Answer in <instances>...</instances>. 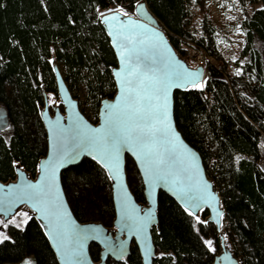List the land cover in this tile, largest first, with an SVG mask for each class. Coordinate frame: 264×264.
<instances>
[{
  "label": "trees",
  "instance_id": "trees-1",
  "mask_svg": "<svg viewBox=\"0 0 264 264\" xmlns=\"http://www.w3.org/2000/svg\"><path fill=\"white\" fill-rule=\"evenodd\" d=\"M137 1L0 0V106L9 120L0 130V179L14 177V162L33 175L38 158L46 152L38 106L41 82L47 92L56 93L49 63L52 55L64 67L62 74L70 91L85 84L95 110L102 97L114 94L110 67L116 59L97 9L122 6L132 12ZM145 1L178 52L181 43L192 44L220 62L217 68L205 61L203 89L174 92V118L183 137L198 150L207 175L218 185L227 236L237 257L242 264H264V161L260 154L264 143V0L241 20L244 45L236 63L242 72L239 76L229 74L217 49L215 28L206 16L200 36L187 28L190 3L194 1L202 10L204 0ZM248 1L255 0H240ZM126 172L135 198L144 202L141 179L129 157ZM61 182L77 219L111 225L114 208L109 180L93 159L83 158L62 170ZM206 215L204 211L201 217ZM158 221L159 231H153V239L163 254L153 264L210 263L219 243L214 224H196L162 191ZM7 232L8 239L0 241V264L16 263L30 255L36 264H58L34 218L22 227L8 225ZM207 239L213 241L215 252L208 251ZM89 252L98 259V245L91 243ZM107 264H141V258L132 245L126 260L108 259Z\"/></svg>",
  "mask_w": 264,
  "mask_h": 264
},
{
  "label": "snow or ice",
  "instance_id": "snow-or-ice-1",
  "mask_svg": "<svg viewBox=\"0 0 264 264\" xmlns=\"http://www.w3.org/2000/svg\"><path fill=\"white\" fill-rule=\"evenodd\" d=\"M138 7L143 9V5ZM97 11L108 25V33L113 38L120 59V70L114 73L119 86L116 102L106 104V111L101 114L103 123L98 128L78 120L72 128L65 129L57 118L55 126L50 129L53 133L50 137L52 155L41 166L43 174L40 180L17 191L3 210L7 211L16 202L30 203L46 220L47 234L54 241L64 264H82L85 242L90 238L99 239L98 230H94L97 235H91L81 231L68 219L56 186L57 170L79 154L68 150V144L75 143L89 154L95 152L92 158L108 172L109 179L117 182L118 193H122L118 195L122 217L135 228L138 237H144L147 262L152 254L151 246L147 243L151 212L142 217L140 210L130 203L128 192L120 183L123 179L120 151L127 146L134 152L152 191L160 182L171 185L183 201L184 211L196 224L207 225L208 221L201 220L196 212L214 201L215 197L208 191L210 186L200 175L196 154L180 140L170 118L171 89L185 86L202 89L204 84L199 82V69L189 70L174 59L163 35L146 24L131 19L127 23L121 21V16H128L123 7L108 8L109 14L99 8ZM228 18L235 19L231 16ZM235 74L239 76L241 71L237 69ZM55 103L54 99L49 100V104ZM19 215L24 217L22 223L30 219L26 212ZM217 215L222 217L223 213L218 212ZM224 238L227 239V236ZM7 239V236L0 235V241ZM204 244L209 252L216 251L211 239L204 240ZM113 251L124 259L122 244ZM25 264L31 262L25 261Z\"/></svg>",
  "mask_w": 264,
  "mask_h": 264
},
{
  "label": "water",
  "instance_id": "water-1",
  "mask_svg": "<svg viewBox=\"0 0 264 264\" xmlns=\"http://www.w3.org/2000/svg\"><path fill=\"white\" fill-rule=\"evenodd\" d=\"M138 5H143V9H140ZM128 12V11H127ZM109 14L108 12H105ZM99 22L108 36L110 45L115 55L116 64L110 67L111 75L115 84V92L111 97L104 96L100 99L98 110H97V120L95 123L90 121L85 114L81 111L79 107V100L77 97H74L71 93L66 81L64 80L63 74L60 70L59 63L55 56H51L49 63L54 75L56 93H50L45 90L44 84L41 82L42 90V103L38 106L39 118L43 124L45 134H46V152L44 155H41L37 161V167L35 173L32 175L27 171L20 163L14 162V177L7 180L0 179V221L2 224H6L11 218H13L20 210H24L30 218H34L39 226L41 227L43 233L45 234L49 246L54 252L55 258L58 264H64L61 256L58 254L55 243L50 239L47 234L49 229L47 227V222L42 216L41 213L35 211L30 203L28 202H16L8 208L7 211L3 209L7 206L8 202L15 195L17 191L24 188L27 184H36L39 180L42 173L41 166L44 162L52 155V141L50 137L53 135L50 130L56 124L57 118H59L60 125L65 129L72 128L78 120L86 122L89 126L93 128H98L103 123L102 113L106 111V104L111 105L116 102V97L119 95V86L117 83V78L114 75L115 72L120 70V59L117 52V48L113 45V38L108 33V25L102 21L100 16H98ZM131 19L137 23L146 24L149 28L155 29L161 35H163L164 40L167 44V47L171 50L174 59L178 60L180 64L186 67L189 70H200L199 82L203 83L204 75L206 73V68L204 66L196 65L192 66L186 59H184L178 52V50L171 43L168 35L163 29L162 24L158 18L151 12L146 4L145 0H138L133 7L132 12H128V16H121L120 20L127 23ZM193 88L191 86L185 87H173L170 93V118L172 126L175 131L178 133L180 140L186 145L192 152L196 154V163L200 168V175L204 181L210 186L208 191L215 197V200L209 204L202 206V210H198L196 214L200 217L201 220H206L208 223L214 224L216 231L219 233V251L216 252L212 258V261L208 264H242L239 257H237L234 246L230 238H224V232L222 231V220L225 218V209L222 203V198L219 192L217 183L210 178L204 168L202 158L197 149H195L191 144H189L186 139L183 137L182 133L178 129L175 118H174V92L176 90H188ZM54 99L55 104H49V100ZM8 115L6 109L3 106H0V130H3L8 124ZM69 151H75L79 154L75 158H70L64 165H62L56 172V186L59 189L61 199L63 201L64 209L68 214V219L73 222L81 231H87L91 235H97L98 230L99 239H88L84 245V255L82 257V264H107V259L112 260H126L127 256L130 253L131 245H135L140 258L141 264H153L154 259L163 254L160 248L155 244L152 234V229L154 228L156 232L159 231V221H158V194L160 191L166 193L172 197L175 202L184 210L183 201L177 195V192L172 188L171 185L160 182L156 185L155 190L152 191L148 184L145 181L143 171L139 161L137 160L136 155L132 150L127 146L121 148L120 151V162H121V171L123 179L120 181L122 183L129 195L130 203L140 210V215L143 217L149 212H151V221L147 228V243L151 246V256L145 260V241L143 236H137L135 228L131 227L128 224L121 214V202L118 199V189L116 186V181L108 178V172L92 158L95 155V152L89 154V151L82 150L77 147L75 143L70 142L68 144ZM129 157L137 169V172L140 176L142 183V191L144 194V202L138 201L130 186L127 179L126 172V158ZM83 158L93 159L101 168L104 169L106 176L109 180L110 191H111V200L114 208V217L110 226L103 224L101 221L96 220H87L81 221L76 218L74 215L71 206L68 202L67 196L65 194L62 182H61V172L69 166L78 164ZM206 211L207 215L202 218L201 214ZM218 212H222L223 216L220 217L217 215ZM91 243H95L99 247V256L98 259L94 260L89 252V246ZM123 246L124 250V259H120L118 255L114 254V249L118 250L120 246ZM227 257V259H225Z\"/></svg>",
  "mask_w": 264,
  "mask_h": 264
},
{
  "label": "rangeland",
  "instance_id": "rangeland-1",
  "mask_svg": "<svg viewBox=\"0 0 264 264\" xmlns=\"http://www.w3.org/2000/svg\"><path fill=\"white\" fill-rule=\"evenodd\" d=\"M122 7V6H120ZM261 7L260 0H255L253 2L248 1L245 3H241L240 0H204V7L201 10L200 7L192 1L190 3V17L187 20V28L189 31L196 37L202 34L201 24L203 16H206L210 23L215 28L217 49L224 61L226 62L227 70L230 75L237 76L235 74L236 70L241 68L237 66V61L241 57V50L244 45V33L241 29V20L245 17L246 14H251L255 9ZM124 8V7H123ZM125 9V8H124ZM103 12H107V10H100ZM127 11V10H125ZM235 17V19H229L228 17ZM181 52L179 54L186 59L192 66L198 65L195 57L193 56L192 51H197L203 58L204 62L201 64L206 68V73L204 77L203 84L205 83L207 77V66L205 61L213 64L215 67H220V62L207 54L200 49L196 48L192 44L181 43L180 44ZM207 55V56H206ZM233 57L235 59H233ZM61 72L64 71V67L60 64ZM242 73V72H241ZM203 89V88H202ZM72 94H76L79 100V106L82 112L90 121H95L97 118V110L92 107V101L90 97H88V92L86 90L85 84L80 83L77 88H73L71 90ZM207 97H210L209 93L205 94ZM261 150L260 154L262 156V161H264V143L260 145ZM131 174L134 172L131 171ZM25 212L24 210H20L13 218H11L6 224H2L0 222V235L7 236V226L19 224V227H22L25 223H22L24 217L19 215V213ZM15 220L16 223H10V221ZM225 219L222 220V231L227 236V230L225 228ZM7 225V226H5ZM217 232V237L218 236ZM228 238V236H227ZM219 251V243L217 252ZM25 261H30L31 264H36V261L32 255L26 256L19 262L10 263V264H25ZM212 261V260H211ZM210 261V262H211Z\"/></svg>",
  "mask_w": 264,
  "mask_h": 264
},
{
  "label": "built area",
  "instance_id": "built-area-1",
  "mask_svg": "<svg viewBox=\"0 0 264 264\" xmlns=\"http://www.w3.org/2000/svg\"><path fill=\"white\" fill-rule=\"evenodd\" d=\"M192 53H193V56L195 57V60H196L197 64L198 65L199 64H203L204 60H203L202 56L195 50H193Z\"/></svg>",
  "mask_w": 264,
  "mask_h": 264
},
{
  "label": "flooded vegetation",
  "instance_id": "flooded-vegetation-1",
  "mask_svg": "<svg viewBox=\"0 0 264 264\" xmlns=\"http://www.w3.org/2000/svg\"><path fill=\"white\" fill-rule=\"evenodd\" d=\"M79 107H80V106H79ZM81 111H82V110H81ZM96 120H97V118H96ZM96 120H95V121H92V122L95 123ZM8 124H9V121H8ZM8 124H7V125H8ZM6 127H7V126H6ZM6 127H5V128H6ZM5 128H4V129H5ZM4 129H3V130H4ZM153 231H155L154 228L152 229V234H153ZM218 241H219V238H218ZM131 246H132V245H131ZM130 248H131V247H130ZM216 252H217V251H216ZM108 259H110V258H108ZM108 259H107V260H108ZM111 260H112V259H111ZM114 261H115V260H114ZM118 261H121V260H118Z\"/></svg>",
  "mask_w": 264,
  "mask_h": 264
},
{
  "label": "bare ground",
  "instance_id": "bare-ground-1",
  "mask_svg": "<svg viewBox=\"0 0 264 264\" xmlns=\"http://www.w3.org/2000/svg\"><path fill=\"white\" fill-rule=\"evenodd\" d=\"M200 66H202L201 64H199Z\"/></svg>",
  "mask_w": 264,
  "mask_h": 264
}]
</instances>
